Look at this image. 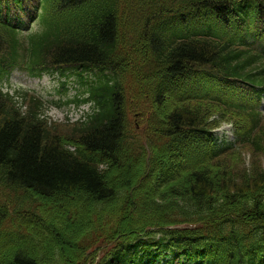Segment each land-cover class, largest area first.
I'll list each match as a JSON object with an SVG mask.
<instances>
[{
	"label": "trees",
	"instance_id": "16d2710c",
	"mask_svg": "<svg viewBox=\"0 0 264 264\" xmlns=\"http://www.w3.org/2000/svg\"><path fill=\"white\" fill-rule=\"evenodd\" d=\"M255 24L264 0H0V73L19 58L107 72L76 100L96 109L62 137L73 149L0 91V264H264V129L219 97L264 85V54L243 42ZM230 119L249 158L215 145Z\"/></svg>",
	"mask_w": 264,
	"mask_h": 264
},
{
	"label": "rangeland",
	"instance_id": "374dc122",
	"mask_svg": "<svg viewBox=\"0 0 264 264\" xmlns=\"http://www.w3.org/2000/svg\"><path fill=\"white\" fill-rule=\"evenodd\" d=\"M133 33L136 32L133 31ZM130 36V33L124 26L123 35L120 39L119 50L122 56L125 57L124 68L125 72L127 73L131 72V65L127 63L135 58L136 51V49H133L132 45L129 43V40L131 39ZM70 71H67L69 74H67L66 77V84L64 83L66 85L65 89L61 86V84L64 82V79H60L61 75L59 73L47 74L40 79L31 78L24 74L16 73L11 79V82L7 84V89L10 90L11 93H17L16 95L18 100L23 103V110L27 107L29 94L40 97L46 103L47 108L45 112L48 117V121L51 123L50 131L60 136L61 139L62 137L70 134L71 123L75 122L76 120L83 119V117L86 114H89L91 111V107L88 104H82L78 107L73 103L65 105H55V103H53L64 102L65 100L74 98V96L79 92L83 93L85 91L84 86H82L78 81V77L76 75L77 70L75 69V73H70ZM82 75L83 80H92L94 78V73L91 71H84ZM139 87L140 84L137 82L132 81L128 84V88L132 93H134L136 90H139ZM22 92H27L28 95L22 96ZM142 105L143 102H141V106ZM223 128L225 129L227 126H224ZM242 151L243 156L249 158V154L252 153V148L251 150L245 148ZM239 165H244V163L240 162Z\"/></svg>",
	"mask_w": 264,
	"mask_h": 264
}]
</instances>
